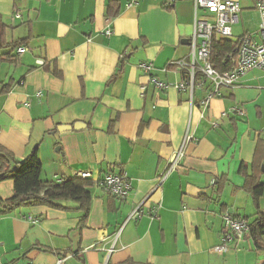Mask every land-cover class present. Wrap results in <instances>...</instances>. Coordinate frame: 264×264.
<instances>
[{"label": "crops", "instance_id": "1", "mask_svg": "<svg viewBox=\"0 0 264 264\" xmlns=\"http://www.w3.org/2000/svg\"><path fill=\"white\" fill-rule=\"evenodd\" d=\"M167 3L0 0L8 40L27 39L17 62L0 59V144L19 161L38 148L43 180L90 171L93 183L85 222L74 200L0 213V264L64 256L62 264H264L247 233L227 252L214 250L225 213L251 221L257 212L241 168L258 165L264 182V69L207 106L206 88L178 89L189 74L177 61H190L194 2ZM143 61L170 84L166 91L148 82ZM77 123L82 130H58ZM123 170L132 184L124 200L98 183ZM13 187L0 182V212Z\"/></svg>", "mask_w": 264, "mask_h": 264}, {"label": "built area", "instance_id": "2", "mask_svg": "<svg viewBox=\"0 0 264 264\" xmlns=\"http://www.w3.org/2000/svg\"><path fill=\"white\" fill-rule=\"evenodd\" d=\"M179 0H168L171 6ZM194 2V33L190 40V61L178 60L177 65L188 69V79L184 84H179L178 89H190L193 93L198 87L206 88V96L201 102L207 106L211 99L221 96L223 88L234 87L239 80L253 69H264V0H253L255 8L259 11L261 22L256 33H244L237 40L236 52L229 54L232 67L229 71L221 72L211 63L212 39L214 35L224 38H233V25L240 22L242 6L239 0H193ZM15 17H20L17 13ZM110 34V30L107 31ZM27 51L26 47H19L17 53L22 55ZM37 64L43 65L44 60L38 59ZM139 67L149 75V83L161 91H166L170 84L153 74L152 61H143ZM200 78L196 81V76ZM146 90V85L142 86ZM238 113H243L241 108H234ZM264 135V131L262 132ZM183 152L179 151L172 160L174 168L182 160ZM77 176L81 178L91 177L90 171H80ZM162 179V178H161ZM163 181V180H162ZM99 185L108 193L119 199H127L132 190V184L128 173L123 170L120 173H108L98 181ZM142 202L134 211L135 216L144 213ZM250 234V222L248 219L225 213L223 216V229L221 243L214 250L218 253L227 252L230 249L229 242L235 238H241L244 234ZM66 256L59 258L58 264H62ZM26 264H33L28 261Z\"/></svg>", "mask_w": 264, "mask_h": 264}, {"label": "trees", "instance_id": "3", "mask_svg": "<svg viewBox=\"0 0 264 264\" xmlns=\"http://www.w3.org/2000/svg\"><path fill=\"white\" fill-rule=\"evenodd\" d=\"M113 3V1L111 2ZM108 10L111 6H108ZM171 7V6H167ZM111 13V12H109ZM116 10L112 15H117ZM9 26L4 22L0 14V59L7 62H17V48L25 45L27 39L16 41L8 40ZM237 40L233 38H222L217 35L212 39L211 63L214 68L221 72L229 71L232 67L229 54L236 52ZM45 64V62H44ZM122 70L120 63L118 73ZM59 74L57 70L54 71ZM119 75V74H118ZM117 76V74L115 75ZM114 76V78H115ZM200 75L196 76V81ZM258 170L253 173L247 172V166L242 165L246 179L243 188L248 191L252 198L257 212L250 222V236L259 251H264V213L260 211V198L264 192V182L261 181L262 172ZM11 179L13 181V195L5 201V207L0 213L10 212L18 207L30 205H47L55 208H65L62 202L74 200L80 203V208L84 211L83 222L89 213L90 187L92 181L79 176L63 178L60 181L42 179V161L38 148H35L24 160L15 158L12 151L0 144V182ZM119 264H136L132 260H127Z\"/></svg>", "mask_w": 264, "mask_h": 264}, {"label": "rangeland", "instance_id": "4", "mask_svg": "<svg viewBox=\"0 0 264 264\" xmlns=\"http://www.w3.org/2000/svg\"><path fill=\"white\" fill-rule=\"evenodd\" d=\"M242 6L240 22L233 25V39H238L244 33H256L259 29L261 17L255 8L253 0H239Z\"/></svg>", "mask_w": 264, "mask_h": 264}, {"label": "water", "instance_id": "5", "mask_svg": "<svg viewBox=\"0 0 264 264\" xmlns=\"http://www.w3.org/2000/svg\"><path fill=\"white\" fill-rule=\"evenodd\" d=\"M73 129L79 131V130H82L83 127L80 124H78V123L75 124V125H73V126H70V125H61V126L58 127V130L60 132H68V131H71Z\"/></svg>", "mask_w": 264, "mask_h": 264}]
</instances>
